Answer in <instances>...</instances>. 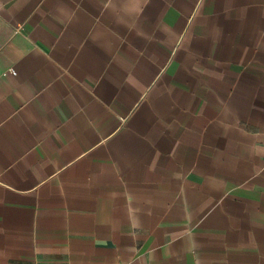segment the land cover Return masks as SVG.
Returning a JSON list of instances; mask_svg holds the SVG:
<instances>
[{"label":"crops","instance_id":"obj_1","mask_svg":"<svg viewBox=\"0 0 264 264\" xmlns=\"http://www.w3.org/2000/svg\"><path fill=\"white\" fill-rule=\"evenodd\" d=\"M0 264H264V0H0Z\"/></svg>","mask_w":264,"mask_h":264},{"label":"built area","instance_id":"obj_2","mask_svg":"<svg viewBox=\"0 0 264 264\" xmlns=\"http://www.w3.org/2000/svg\"><path fill=\"white\" fill-rule=\"evenodd\" d=\"M15 75V73H13Z\"/></svg>","mask_w":264,"mask_h":264}]
</instances>
